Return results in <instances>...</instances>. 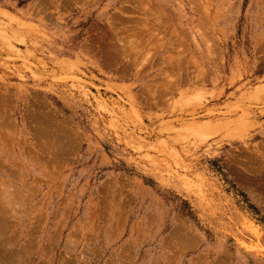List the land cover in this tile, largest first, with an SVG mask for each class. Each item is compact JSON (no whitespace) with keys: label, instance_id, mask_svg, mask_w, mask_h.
<instances>
[{"label":"rangeland","instance_id":"1","mask_svg":"<svg viewBox=\"0 0 264 264\" xmlns=\"http://www.w3.org/2000/svg\"><path fill=\"white\" fill-rule=\"evenodd\" d=\"M0 264H264V0H0Z\"/></svg>","mask_w":264,"mask_h":264},{"label":"bare ground","instance_id":"2","mask_svg":"<svg viewBox=\"0 0 264 264\" xmlns=\"http://www.w3.org/2000/svg\"><path fill=\"white\" fill-rule=\"evenodd\" d=\"M148 3V2H147ZM147 20V19H146ZM145 22V21H144ZM146 24H147V21L145 22ZM131 27H133V26H131ZM128 30V29H127ZM136 30V29H135ZM132 31V30H131ZM124 32H125V30H124ZM136 32V31H135ZM141 32V31H140ZM122 33V32H121ZM132 33V32H131ZM137 34V33H136ZM153 34V33H152ZM135 35V34H134ZM125 36V35H124ZM129 36V35H128ZM140 35H138V37H136L135 36V38H139L140 39V37H139ZM133 38V37H132ZM132 38H131V40H132ZM141 40V39H140ZM130 41V40H129ZM132 42V41H131ZM143 42V41H142ZM141 43V42H140ZM163 43V42H162ZM133 44V43H132ZM155 44V43H154ZM133 46H134V44H133ZM138 46H136L135 48H137ZM126 52V51H125ZM127 55V54H126ZM125 56V55H124ZM128 61V60H127ZM11 126V125H10ZM251 154V153H250Z\"/></svg>","mask_w":264,"mask_h":264}]
</instances>
